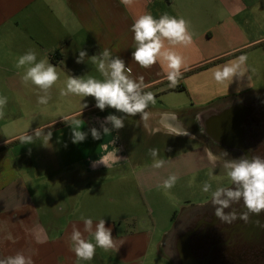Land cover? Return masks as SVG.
Wrapping results in <instances>:
<instances>
[{
    "label": "crops",
    "instance_id": "crops-1",
    "mask_svg": "<svg viewBox=\"0 0 264 264\" xmlns=\"http://www.w3.org/2000/svg\"><path fill=\"white\" fill-rule=\"evenodd\" d=\"M144 14L189 22L191 45L165 41V48L185 62L176 88L169 87L159 63L142 68L132 58L131 26ZM105 48L125 60L132 78L143 76L150 85L146 91L155 95L156 104L147 109V128L139 114L128 117L110 107L102 111L91 96H60L70 75L103 79L90 57ZM30 49L60 76L46 106L37 103L42 93L35 85L22 84L24 69L15 67ZM80 50L88 54L83 63L76 62ZM240 56L246 57L245 74L217 84L213 72ZM0 96L8 97L0 118V259L21 252L33 264H77L70 241L73 225L94 242L83 230L84 216L93 220V229L100 219L106 221L116 249L98 247L93 260L80 264H178L165 247L170 241L174 249V235L192 210L153 211L148 203L159 205L164 191L157 186L173 173L179 179L168 195L204 175L220 176L227 187L231 181L223 160L241 158L245 136L264 132V0H134L128 8L120 0H0ZM165 112L177 114L190 135L168 136L159 124ZM79 113L87 137L73 143L72 127L62 116ZM110 114L124 117V127L106 124ZM103 126L111 131L105 134ZM39 127L52 132L48 146L39 139L31 144L17 139L34 135ZM92 128L100 139L92 137ZM141 132L166 138L148 144ZM151 148L166 154L158 156L164 167H152ZM209 153L217 157L215 163ZM100 158H106L108 167L97 163ZM179 215L188 217L180 221ZM184 241L188 257L189 234Z\"/></svg>",
    "mask_w": 264,
    "mask_h": 264
},
{
    "label": "clouds",
    "instance_id": "clouds-1",
    "mask_svg": "<svg viewBox=\"0 0 264 264\" xmlns=\"http://www.w3.org/2000/svg\"><path fill=\"white\" fill-rule=\"evenodd\" d=\"M134 0H120L125 8L130 7ZM134 33V51L132 58L142 68H151L157 63L166 74V79L170 88H176L182 78V69L185 67L184 58L171 48H165V41L171 46H189L193 43V35L189 31V22L183 17L177 18L164 14L155 18L152 14H144L134 19L131 26ZM85 57H88L86 50H80L76 57L77 63H83ZM91 63L95 65L96 70L103 79H96L93 76H73L70 75L65 81V86L60 88V96H79L81 98L93 97L96 101V107L100 110L113 108L123 113L124 116L132 117L140 115V120L145 128L148 127V121L151 114L147 111L150 105L156 104V97L151 91H146L150 85L146 84L144 77L139 79L132 78V69L128 67L125 60L119 56L113 57L109 49L105 48L99 55L90 57ZM246 57L240 56L238 62L230 63L217 68L213 72V79L217 84L232 82L236 76H243L247 69L244 67ZM15 67L24 69L21 74V82L24 86L35 85L39 92L37 103L47 105L51 99V89L60 79L56 67L45 59L37 61V53L29 50L21 55L15 63ZM8 97L0 96V118L4 116V108L7 106ZM84 107H87L84 104ZM76 115H63V120L72 127L73 143H80L87 137V133L81 130L80 120ZM199 121V116L196 117ZM106 124H111L113 129L124 127V117L110 114L105 118ZM161 128L168 136H189L188 129H185L175 113H162L159 121ZM106 134L111 131L107 126H103ZM94 139H100V132L96 128L91 129ZM52 137V132L46 134L42 128H37L34 135L22 134L17 139L21 144H31L37 139L41 140L44 146H48ZM195 139V136H191ZM149 155L153 158L152 167L160 169L164 167L165 161L159 156V150L149 149ZM228 155L227 152L224 153ZM209 159L215 163L217 157L209 153ZM97 163H103L107 167L106 158H100ZM222 167L231 181L233 187H217L212 191L210 182H205L202 191L208 193L211 191V203L215 208V215L222 221L231 223L236 219L249 221L251 214L259 215L264 212V157L259 154H253L251 158L241 157L239 159L223 160ZM214 178V177H213ZM179 177L176 174H170L158 188H162L167 196L169 191L175 186ZM192 186L189 181L188 187ZM243 200V205L247 209L243 213L237 214L232 209L233 204ZM84 232L91 234L94 242L86 240L81 231L73 225L70 236L71 250L75 253L77 264L81 261H91L94 259L96 249L99 247L104 251L116 249V243L113 239L112 229L106 227V221L100 219L93 229V220L90 217L81 216ZM260 224V221H256ZM0 264H33L30 256H25L18 252L15 255L8 256L6 259H0Z\"/></svg>",
    "mask_w": 264,
    "mask_h": 264
},
{
    "label": "flooded vegetation",
    "instance_id": "flooded-vegetation-1",
    "mask_svg": "<svg viewBox=\"0 0 264 264\" xmlns=\"http://www.w3.org/2000/svg\"><path fill=\"white\" fill-rule=\"evenodd\" d=\"M244 139L245 144L238 153L241 157L251 158L253 154L264 157V132ZM227 187H233L232 183ZM230 210L239 214L247 209L241 200L225 211ZM187 234L190 235L191 264H264V212L251 214L248 222L238 218L228 223L215 215L211 200L204 207L192 209L182 230L173 238V258L178 264H185L183 245Z\"/></svg>",
    "mask_w": 264,
    "mask_h": 264
},
{
    "label": "rangeland",
    "instance_id": "rangeland-1",
    "mask_svg": "<svg viewBox=\"0 0 264 264\" xmlns=\"http://www.w3.org/2000/svg\"><path fill=\"white\" fill-rule=\"evenodd\" d=\"M197 134L202 136L203 135L202 130L197 132ZM141 135L147 139L148 144H157V142L162 143L165 141L164 138H166L164 136H158V137L156 136L155 138L153 137L151 138L146 132H141ZM201 139H204V136H202ZM147 155L150 156L149 151L147 152ZM159 155L165 156L166 154L160 153ZM205 182L211 183L212 191H214L217 187H223L225 184L228 183V182L227 183L224 182L223 180H221L220 176L218 177L216 175H212V177L210 176L209 178L207 177V175H204L202 177H197L196 183L193 184L191 187H188L187 184L186 185L180 184L178 186V189H176L173 194H169L167 196L164 194L162 199L159 198L160 199V201H158L159 205L156 202L150 200L148 203V207L153 211L156 210L169 211L170 209L171 213L178 212V214L182 211V209H185L184 207H186L187 210L204 207V205H196V204L204 202L207 198H211V191L208 193L202 191V186ZM208 202H210V200ZM187 217L188 216H181L180 221L183 220L185 221ZM165 251L167 254L174 256L170 241L169 243H167L165 247ZM173 259L176 262V259L175 258Z\"/></svg>",
    "mask_w": 264,
    "mask_h": 264
},
{
    "label": "water",
    "instance_id": "water-1",
    "mask_svg": "<svg viewBox=\"0 0 264 264\" xmlns=\"http://www.w3.org/2000/svg\"><path fill=\"white\" fill-rule=\"evenodd\" d=\"M189 248H186V252H187V255L188 257L185 258V264H191V262H189L191 259H189L190 257V253H189ZM203 264H206V263H203Z\"/></svg>",
    "mask_w": 264,
    "mask_h": 264
}]
</instances>
